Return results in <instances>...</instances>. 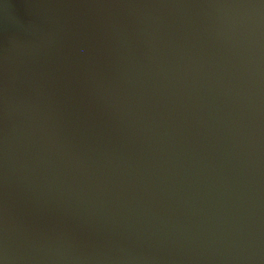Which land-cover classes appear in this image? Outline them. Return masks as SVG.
Here are the masks:
<instances>
[{"label":"water","instance_id":"water-1","mask_svg":"<svg viewBox=\"0 0 264 264\" xmlns=\"http://www.w3.org/2000/svg\"><path fill=\"white\" fill-rule=\"evenodd\" d=\"M0 264H264V0H0Z\"/></svg>","mask_w":264,"mask_h":264}]
</instances>
